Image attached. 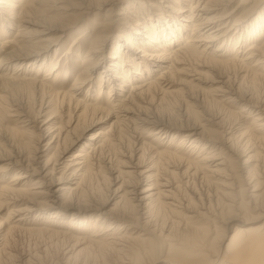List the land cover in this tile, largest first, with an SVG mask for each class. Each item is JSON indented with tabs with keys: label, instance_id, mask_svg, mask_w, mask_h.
I'll list each match as a JSON object with an SVG mask.
<instances>
[{
	"label": "bare ground",
	"instance_id": "6f19581e",
	"mask_svg": "<svg viewBox=\"0 0 264 264\" xmlns=\"http://www.w3.org/2000/svg\"><path fill=\"white\" fill-rule=\"evenodd\" d=\"M11 154L0 264H264V0H0Z\"/></svg>",
	"mask_w": 264,
	"mask_h": 264
},
{
	"label": "rangeland",
	"instance_id": "374dc122",
	"mask_svg": "<svg viewBox=\"0 0 264 264\" xmlns=\"http://www.w3.org/2000/svg\"><path fill=\"white\" fill-rule=\"evenodd\" d=\"M141 3H142V1H141ZM236 5H237V3L234 4V6H236ZM144 6H145V4H144ZM117 8H119V7H117ZM100 16H102V15H100ZM212 77H213V74H210V77L204 76V78H206V79H211ZM209 82L211 83V81H209ZM209 82H204L202 84L203 87H209V84H210ZM246 90H247V88H246ZM84 96H85V94L83 93L82 97H84ZM185 100H186V96L182 93V91H180V93H178V94L168 95V96L164 97L163 100L159 104H155L152 108H150L149 111H148V114L150 116H154L155 118H157V119H159L161 121H164V122H169V123H172V124H176V123L177 124H181V123H184V120L182 121V118H183L182 117L183 116L182 114H184V101ZM244 103H245V101H241V102L238 103V105L240 106V104H244ZM245 105H247V104H245ZM43 119H44V117H40L39 121H41ZM60 119H62V118L61 117H58V118L55 119V121H59ZM106 125L107 124L103 123L102 125H96L94 127H91L89 129H87L84 132V134L82 135V137H83L82 143H80V145H77L75 148H72L71 150H68L67 153L65 154V158L66 159L67 158H70L69 156L72 155L73 152L77 151L80 148L81 145H83V143L85 142L84 141L85 137L90 138L93 133H95L98 129L103 128ZM165 135L166 134H163L162 136L164 137ZM176 135H178V134H176ZM167 138H169V137H167ZM167 138L164 139V142L167 141ZM11 156H13V154H11L10 156H2V160H0V166L1 165H4V163H6V161H7L6 160L7 157H11ZM4 173H6V171L5 172L4 171L0 172V175H2ZM114 202H112V204H110L105 210L110 209L113 206V203ZM201 211H203V210H201ZM6 212L7 211L5 209L2 210V212L0 213V218L3 217V216H5ZM205 218H207V216ZM197 219H200V218H197ZM102 220H105V218H103ZM202 222H205V221L202 220ZM217 224L220 225L219 223H217ZM252 225H257V223L256 224L253 223ZM21 237H20L21 241L19 242L20 244L24 245L23 243L25 241V245L24 246H28L30 244L32 245V247L35 246V237L33 238V236L30 237L29 235H23V237L22 238ZM58 244H56V246H60L61 245V243L59 245ZM51 260H52V257H51ZM53 260H54V258H53ZM51 263L52 262H50L49 264H51Z\"/></svg>",
	"mask_w": 264,
	"mask_h": 264
}]
</instances>
